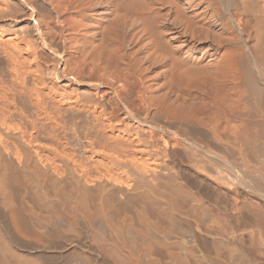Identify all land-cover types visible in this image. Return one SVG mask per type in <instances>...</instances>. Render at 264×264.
<instances>
[{"label":"bare ground","instance_id":"obj_1","mask_svg":"<svg viewBox=\"0 0 264 264\" xmlns=\"http://www.w3.org/2000/svg\"><path fill=\"white\" fill-rule=\"evenodd\" d=\"M0 264H264V0H0Z\"/></svg>","mask_w":264,"mask_h":264},{"label":"rangeland","instance_id":"obj_2","mask_svg":"<svg viewBox=\"0 0 264 264\" xmlns=\"http://www.w3.org/2000/svg\"><path fill=\"white\" fill-rule=\"evenodd\" d=\"M85 72L88 73V69H87V68L85 69ZM70 79L73 80V77H70ZM58 82H59L60 84L63 83L62 80H59ZM71 87H72V88H73V87H76V84H75V83L71 84ZM103 87H104V88H103ZM102 88H103L106 92H108V90H109V87H108V86H102ZM102 88L99 89L98 93L95 92V91H93V93H94L95 95H98L99 97H102V95H103L102 92H101V89H102ZM240 233H241V231H240L238 228H235V229L232 230V236H234L235 239H238ZM251 254H253V253H251ZM256 254L258 255V253H256ZM253 256H254V255H253ZM253 256L251 255V257H253Z\"/></svg>","mask_w":264,"mask_h":264}]
</instances>
